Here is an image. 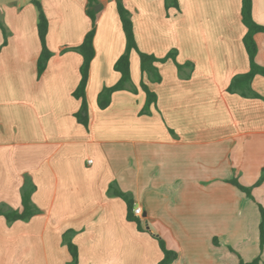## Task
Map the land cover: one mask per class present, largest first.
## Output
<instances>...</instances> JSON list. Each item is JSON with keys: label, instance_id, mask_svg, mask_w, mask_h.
Wrapping results in <instances>:
<instances>
[{"label": "crops", "instance_id": "obj_1", "mask_svg": "<svg viewBox=\"0 0 264 264\" xmlns=\"http://www.w3.org/2000/svg\"><path fill=\"white\" fill-rule=\"evenodd\" d=\"M37 1L51 52L40 74L34 5L0 3V264H69L66 234L76 264H159L158 239L176 253L171 264H264V77L228 90L249 71L241 0H121L138 50L174 60L157 62L161 80L151 82L132 51L130 83L105 109L97 97L119 80L125 36L116 0H97L86 127L75 118L82 57L73 49L91 28L87 1ZM251 1L264 27V0ZM254 42L264 67V33ZM141 82L156 96L148 113ZM110 186L142 209V230ZM24 188L34 214L8 220Z\"/></svg>", "mask_w": 264, "mask_h": 264}, {"label": "trees", "instance_id": "obj_2", "mask_svg": "<svg viewBox=\"0 0 264 264\" xmlns=\"http://www.w3.org/2000/svg\"><path fill=\"white\" fill-rule=\"evenodd\" d=\"M87 1V15L91 21V28L88 33L85 35L82 43L74 48L82 57V63L80 66V81L73 92L74 98L80 100V109L75 114L76 120L83 126H87L88 116H87V102L85 96L86 84L89 77V67L92 58L94 57V47H93V38L95 33V16L96 12L94 7L98 4L97 0H86ZM31 3L34 5L37 11V34L40 41L41 52L37 60V72L40 74L44 71L46 63L51 56V52L46 46V34L48 31V21L46 15L42 9L41 4L37 0H31ZM170 3H166V6H169ZM116 9L121 23V27L125 36V50L124 53L117 59L113 69L119 74L118 82L112 87H104L97 97V105L100 109H105L110 104V98L113 92L125 90L126 85L130 83V68H129V58L130 53L135 51L138 53L140 61V70L142 75H145L147 79L151 82H160L161 77L158 73V70L155 66L157 62H165L168 59L174 60V53H169L165 57L158 59L152 55L142 53L138 50L136 41L134 38L133 25L130 18L128 10L125 8L121 0H116ZM241 18L242 24L246 28V33L243 37V45L246 50L248 60H249V71L246 74L239 75L235 77L229 87V91L235 90L234 88H243L248 87L250 81L256 75H261L264 77V67H260L255 63V54H256V44L254 42V35L257 33H264V27L256 24L252 18V1L251 0H241ZM0 28L4 33L5 37V28L0 22ZM178 67V66H177ZM140 87L145 93L146 100L142 113H148L149 107L151 104L155 103L156 96L151 92L145 83L141 82ZM135 92V90H133ZM264 179V171L261 178L256 183V186L261 183ZM230 184L235 186L239 191L243 192L246 196L250 197V188L243 187L236 180H230ZM113 186H110L109 193L122 197L127 204V214L126 219L130 222L137 224L138 230H142L140 226L139 219L133 216L132 209L134 207L132 201L124 196L121 192L116 190L112 192ZM259 215H260V224H259V244L260 247L264 244V208L258 206ZM33 210L30 202V191H27L25 188L22 192V211L20 213L11 212L6 214L8 220H27L33 215ZM64 241L66 243L67 249L70 253L72 261L69 264L77 263V249L68 239L67 234L64 235ZM159 247L162 251L163 257L159 264H171L176 259V253L168 250L161 239H158ZM239 264H259V259L256 258L250 262H244L239 260Z\"/></svg>", "mask_w": 264, "mask_h": 264}, {"label": "built area", "instance_id": "obj_3", "mask_svg": "<svg viewBox=\"0 0 264 264\" xmlns=\"http://www.w3.org/2000/svg\"><path fill=\"white\" fill-rule=\"evenodd\" d=\"M132 213L134 217L140 218L142 214V209L139 206H134L132 209Z\"/></svg>", "mask_w": 264, "mask_h": 264}, {"label": "rangeland", "instance_id": "obj_4", "mask_svg": "<svg viewBox=\"0 0 264 264\" xmlns=\"http://www.w3.org/2000/svg\"><path fill=\"white\" fill-rule=\"evenodd\" d=\"M10 1H12V0H0V3L1 2H7V3H9Z\"/></svg>", "mask_w": 264, "mask_h": 264}, {"label": "water", "instance_id": "obj_5", "mask_svg": "<svg viewBox=\"0 0 264 264\" xmlns=\"http://www.w3.org/2000/svg\"><path fill=\"white\" fill-rule=\"evenodd\" d=\"M99 8H100L99 5H96V6L94 7V11H97Z\"/></svg>", "mask_w": 264, "mask_h": 264}]
</instances>
